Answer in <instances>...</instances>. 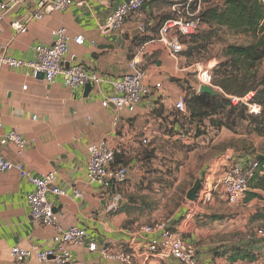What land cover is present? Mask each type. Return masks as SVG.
I'll return each instance as SVG.
<instances>
[{
  "label": "crops",
  "instance_id": "0c3cea01",
  "mask_svg": "<svg viewBox=\"0 0 264 264\" xmlns=\"http://www.w3.org/2000/svg\"><path fill=\"white\" fill-rule=\"evenodd\" d=\"M6 1L0 0V5ZM124 1L73 0L67 10L51 8L40 20L30 19L34 6L27 3L16 11L6 10L0 19L1 54L31 60L35 57L36 45L52 44L53 30L66 27L71 36L85 39L84 44L70 43L66 65L79 63L89 71L121 77L130 71L129 62L137 56L148 71L147 83L151 86L161 83V87L154 89L131 113L102 105L103 93L111 91L107 84L92 85L86 96L85 87H67L61 76L55 84L49 85L41 77L34 78L27 68L4 67L0 70L3 131L17 130L28 140L22 155L13 144L2 147V151L9 160L22 164L32 175L58 172L56 184L67 194L48 193L58 221L65 228L84 227L88 233L83 245L71 246L72 264H118L91 251L89 245L92 242L99 246L110 241L124 242L140 225L159 219L155 216L153 222H147L151 207L146 201V192H142L136 181L131 180L122 188L109 191L87 181L89 146L106 140L112 147L120 148L131 172L138 156L146 160V150H155L157 154L158 140L176 139L169 129L175 132L181 129L173 113L177 112L175 103L185 95L184 88L189 87L188 69L181 56L173 58L157 40L163 22L175 15L172 6L178 0H147L137 14L127 18L122 30L106 32L108 16ZM14 21L24 23L27 31L14 30ZM148 145L150 149L146 148ZM245 160L235 159L239 164H245ZM140 175L143 174L140 172ZM32 189V184L18 170L0 172V264H53L34 257L17 263L11 256L10 249L14 246L46 247L55 235L53 226L33 218L27 202ZM74 189L80 190L82 196L76 197ZM190 202L193 204L188 203L179 217H183L177 226L181 229L187 208L195 205L194 201ZM122 206L130 208L121 210ZM172 218L179 219L173 215ZM207 257V254L199 255L204 261Z\"/></svg>",
  "mask_w": 264,
  "mask_h": 264
},
{
  "label": "built area",
  "instance_id": "2783aa9c",
  "mask_svg": "<svg viewBox=\"0 0 264 264\" xmlns=\"http://www.w3.org/2000/svg\"><path fill=\"white\" fill-rule=\"evenodd\" d=\"M145 2L146 0H125L108 16L105 27L111 26L114 31L122 30L127 18L137 14ZM18 3L33 4L34 8L30 19L40 20L44 18L49 8L65 11L73 4V0H7L0 5V19L3 18V13L6 10ZM205 4L204 0H178L173 4L172 9L175 15L163 22L157 39L173 58H179L185 49L182 37L191 36L198 31L201 24L200 13ZM12 28L19 32L27 31V26L20 21H14ZM53 37L52 44L35 46V57L31 60L0 53V70L4 67L27 68L34 78L41 77L49 85L55 84L57 78L61 76L64 85L73 89L85 87L87 84H107L111 87V91L103 93L102 105L104 107L114 106L116 110H127L131 113L137 110L154 89L161 87L160 82L155 86L147 83L148 71L137 56L129 62L130 71L121 77H111L89 71L79 63L66 65L70 43L75 41L78 44H84L85 39L83 36H71L66 27L54 29ZM92 43L95 44L94 41ZM215 65L210 66L205 72L202 68L199 69L200 84L215 87L211 74ZM245 97H233L232 99L235 103L241 101L246 104L251 113L259 114L261 106L251 103V97L249 99ZM175 108L180 112L186 111L184 96L178 99ZM116 120L118 121L119 118ZM177 137L179 139L187 138L185 133L177 135ZM143 141L147 143L148 140L144 139ZM10 144L15 145L17 153L22 155L27 148L28 140L17 130L12 129L4 132L3 124L0 121V172L16 169L23 178L32 184L33 189L27 196V202L33 218L44 225L55 228L52 243L48 246H33L31 248L14 246L10 249L11 256L17 263L34 257L40 262L72 264L71 246L83 245L88 238V233L84 227L73 225L65 228L58 221L54 206L48 198L49 192L58 196L67 194L56 184L59 179L58 172L30 174L22 164L15 163L4 155L2 147ZM121 152L120 148L112 147L106 140L91 144L86 167L87 181L100 186L104 191H109L125 182L129 166L117 163V156ZM258 166L257 160H249L245 164L234 162L232 153L226 152L216 161L214 167L210 169V173L203 179V186L194 201L196 205L190 208L184 219L183 230L175 226L172 221L158 219L151 224L140 225L124 242L110 241L102 246L92 242L89 249L99 252L104 259L118 264H161L162 261L168 259L175 260L179 264H198L196 248L192 242L185 238L186 230L193 227L191 221L198 215L199 206L197 205L201 201L206 203V201L213 200L217 195L225 197L230 204L239 203L250 189V179ZM73 193L76 197L82 196L78 189H74ZM256 235L261 237L264 235V231L256 230Z\"/></svg>",
  "mask_w": 264,
  "mask_h": 264
},
{
  "label": "rangeland",
  "instance_id": "374dc122",
  "mask_svg": "<svg viewBox=\"0 0 264 264\" xmlns=\"http://www.w3.org/2000/svg\"><path fill=\"white\" fill-rule=\"evenodd\" d=\"M189 37H182L185 49L181 57L182 63L188 69L186 78L189 79L187 83L191 90L200 84L199 69L202 68L205 72L210 66L217 64L227 45L231 43L247 44L251 41L247 35L233 34L226 29L220 30L218 36L212 38L210 53L190 65L188 57L185 55L188 47L186 42ZM262 70L264 71V67ZM214 88L217 91L220 90L218 87ZM252 96L253 93L245 98L249 99ZM185 129L190 130L194 135L196 133L197 137L193 139L195 144L190 143L192 146H189L191 139L188 138L178 139L179 141L176 139L158 140L155 157L146 161L138 156L137 164L131 168V172H128L125 182L134 180L140 189L142 188V192H146V201L151 207L148 213L150 218L147 222H153L155 216H159V219L172 221L174 225L179 226L183 219V217H179L185 206L188 203L193 204L187 198L188 191L197 179L201 180L200 189L202 188L203 179L210 173V169L214 167L216 161L226 152L232 153L234 161L235 159L238 161L255 160L259 155H264V135L250 132L248 122L240 123L236 130L231 131L227 128L221 130L212 128L208 120L204 122L192 120L185 126L184 131ZM150 145L146 148L150 149ZM192 147L194 149L191 150ZM131 159L133 158L131 157ZM140 172L143 174L142 177ZM250 190L237 204H230L226 199H221L223 196L217 195L213 199L214 202L212 200L206 201V203L201 201L197 205L199 206L198 215L191 221L193 227L186 230L185 238L194 244L198 264H231L225 257L219 256L216 250L251 241L253 244L249 247L252 251L259 254L261 258L264 257V247L260 246H264V241H262L264 235L261 237L256 235V230L264 231V192L260 193V197L247 201L246 198ZM190 208H187L188 212ZM172 215L179 218L178 221L172 218ZM197 216H215L220 219L209 222L206 226H197ZM206 254L207 260L199 259V255ZM171 260L162 261L161 264L173 263ZM235 264H264V259H260V262L243 261Z\"/></svg>",
  "mask_w": 264,
  "mask_h": 264
},
{
  "label": "trees",
  "instance_id": "16d2710c",
  "mask_svg": "<svg viewBox=\"0 0 264 264\" xmlns=\"http://www.w3.org/2000/svg\"><path fill=\"white\" fill-rule=\"evenodd\" d=\"M204 1L206 4L200 13L199 29L186 42L188 47L185 55L190 65L210 53L212 38L218 36L220 30L226 29L233 34L247 35L251 41L247 44L227 45L220 61L212 68L213 85L220 89L217 95L200 93L196 87L194 90L189 87L184 88L186 111L173 113L174 120L180 123L181 129L176 132L169 129V132L176 137L185 133L186 137L192 140V142L189 141V146H192L190 143L195 144L193 139L197 136L188 129L184 131V128L192 120L201 122L208 120L212 128L220 130L227 128L231 131L236 130L240 123L248 122L250 132L264 135V71L262 70L264 67V0ZM252 93L250 102L261 106L259 114L251 113L246 104L241 101L235 103L232 99L233 97L243 98ZM178 139L177 137L176 140ZM123 156L121 154L117 156V163L127 165L128 161ZM154 157L155 150L145 151L146 161ZM255 160L258 161L259 166L250 179L251 190L248 192L247 201L260 197V193L264 192V155H259ZM247 161L249 160H245ZM126 184L128 183L123 182L111 190L120 189ZM130 198L134 200L132 196ZM129 208L122 206L121 210H129ZM218 219L220 218L215 216H199L197 226H206L209 222H215ZM251 244H253L252 241L234 244L227 248L222 247L216 250V253L225 257L231 264L243 261L260 262V259L264 257L261 258L259 254L252 251L249 247Z\"/></svg>",
  "mask_w": 264,
  "mask_h": 264
},
{
  "label": "water",
  "instance_id": "95a60500",
  "mask_svg": "<svg viewBox=\"0 0 264 264\" xmlns=\"http://www.w3.org/2000/svg\"><path fill=\"white\" fill-rule=\"evenodd\" d=\"M23 6H24L23 3H18L14 7H12L11 10L12 11H16L20 7H23ZM49 9H51V8H49ZM111 30H112L111 26H108V27H106V30L105 31L106 32H109ZM91 88H92V85L91 84H87L85 86V95L86 96L91 91ZM199 92L200 93H209V94H212V95H217L218 94V91L214 87H212L210 85H207V84H200V86H199ZM200 186H201V180L200 179H197L195 181L193 187L187 193V198L190 201H195L197 199Z\"/></svg>",
  "mask_w": 264,
  "mask_h": 264
}]
</instances>
